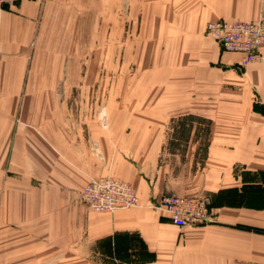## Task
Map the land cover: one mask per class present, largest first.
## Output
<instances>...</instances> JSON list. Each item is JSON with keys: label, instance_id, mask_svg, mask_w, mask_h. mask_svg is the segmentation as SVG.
<instances>
[{"label": "crops", "instance_id": "crops-1", "mask_svg": "<svg viewBox=\"0 0 264 264\" xmlns=\"http://www.w3.org/2000/svg\"><path fill=\"white\" fill-rule=\"evenodd\" d=\"M260 16L264 0L0 7V264H264V46L241 66L206 34ZM185 115L211 121L203 163L197 124L171 138ZM105 177L140 205L89 210ZM164 195L208 197L217 219L177 226Z\"/></svg>", "mask_w": 264, "mask_h": 264}, {"label": "built area", "instance_id": "built-area-1", "mask_svg": "<svg viewBox=\"0 0 264 264\" xmlns=\"http://www.w3.org/2000/svg\"><path fill=\"white\" fill-rule=\"evenodd\" d=\"M22 1L0 0V7H11ZM206 34L224 51L241 53V66H246L260 59V48L264 46V16L252 21H211L207 24ZM103 123L107 125L106 117ZM80 200L89 210L99 213L129 210L140 205L135 187L113 177L91 180L81 190ZM153 207L180 227L213 223L218 216V210L208 197L164 195Z\"/></svg>", "mask_w": 264, "mask_h": 264}, {"label": "trees", "instance_id": "trees-1", "mask_svg": "<svg viewBox=\"0 0 264 264\" xmlns=\"http://www.w3.org/2000/svg\"><path fill=\"white\" fill-rule=\"evenodd\" d=\"M194 123L197 124V130L203 137L204 147L203 152H201V163H203V159L207 156L209 145L208 136L211 127V121L209 119L196 115H185L173 118L170 123V134L173 139L184 137L186 132L191 129ZM171 142L172 141L170 139V143Z\"/></svg>", "mask_w": 264, "mask_h": 264}]
</instances>
